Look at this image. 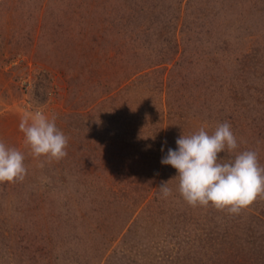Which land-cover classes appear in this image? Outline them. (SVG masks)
I'll return each mask as SVG.
<instances>
[{"label": "rangeland", "instance_id": "374dc122", "mask_svg": "<svg viewBox=\"0 0 264 264\" xmlns=\"http://www.w3.org/2000/svg\"><path fill=\"white\" fill-rule=\"evenodd\" d=\"M36 110L65 158L23 144ZM223 122L264 167V0H0V141L27 168L0 183V264H264V196L192 207L161 163Z\"/></svg>", "mask_w": 264, "mask_h": 264}, {"label": "clouds", "instance_id": "9594fccd", "mask_svg": "<svg viewBox=\"0 0 264 264\" xmlns=\"http://www.w3.org/2000/svg\"><path fill=\"white\" fill-rule=\"evenodd\" d=\"M19 130L32 157H45L51 162L67 156L68 138L57 127L54 116L36 110L30 117L22 118ZM175 143L177 147L169 148L161 163L176 170L172 179L178 181V193L188 205H211L239 214L264 196V167L258 153L237 151V137L228 122L218 123L211 133L201 126L191 134H182ZM221 153L231 158H221ZM24 161L23 151L0 141V183L22 181L27 175ZM172 179L158 187L163 198L172 195L168 186Z\"/></svg>", "mask_w": 264, "mask_h": 264}]
</instances>
